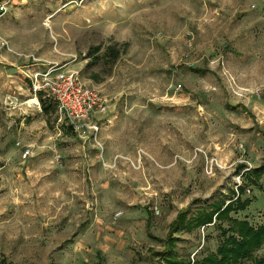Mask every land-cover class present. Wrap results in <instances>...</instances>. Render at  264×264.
I'll list each match as a JSON object with an SVG mask.
<instances>
[{
	"label": "rangeland",
	"instance_id": "374dc122",
	"mask_svg": "<svg viewBox=\"0 0 264 264\" xmlns=\"http://www.w3.org/2000/svg\"><path fill=\"white\" fill-rule=\"evenodd\" d=\"M0 39V264H162L167 237L193 262L230 235L226 264H264L229 231L264 224V0H0ZM47 62L115 95L102 154L30 93Z\"/></svg>",
	"mask_w": 264,
	"mask_h": 264
},
{
	"label": "built area",
	"instance_id": "2783aa9c",
	"mask_svg": "<svg viewBox=\"0 0 264 264\" xmlns=\"http://www.w3.org/2000/svg\"><path fill=\"white\" fill-rule=\"evenodd\" d=\"M1 40V39H0ZM1 46L7 43L0 41ZM43 68H35L26 74L28 89L35 100L42 95L57 107L60 118L67 121L73 133L83 144L91 143L99 155L103 152L100 138L103 126L115 116V95L109 96L92 83L82 80L80 71L68 64L47 62ZM112 107V113L102 115ZM23 157L32 154L30 146L22 150Z\"/></svg>",
	"mask_w": 264,
	"mask_h": 264
},
{
	"label": "trees",
	"instance_id": "16d2710c",
	"mask_svg": "<svg viewBox=\"0 0 264 264\" xmlns=\"http://www.w3.org/2000/svg\"><path fill=\"white\" fill-rule=\"evenodd\" d=\"M41 104H42L43 111L47 112L50 108V104H45L44 102H41ZM242 192L243 191L240 188H238L239 197L241 196ZM229 209H230L229 205H226L224 209L222 210H221V207L218 206V207H214L212 211L210 212H206L204 214L203 213L198 214L194 216L193 218H191L192 224H189L186 229L190 230L193 227H199L204 224L210 223L212 221V217L214 214H216L215 216L216 219L220 220L221 214H224ZM178 216L181 218V219L179 218L178 225L182 226L180 224H182V221L184 220L182 219L183 216L181 214H179ZM177 222H178V219H177ZM229 231L230 232L236 231L239 235L252 234L251 241L249 240L248 243L253 246H258L264 238V224L261 226V228L258 231H254L252 228L247 226L246 223H244V225H242V227H239L238 229L230 228ZM229 238L231 242V245L229 247L219 245L215 254L207 255L203 258V260H200V261L196 260V261L191 262L190 260L186 261L184 258L176 257V254L173 252L174 242L171 237H167V245L164 247L163 254L160 253L158 256L161 258L162 264H226V262H231L234 256H236L237 252L243 249L244 246H246L247 244L246 242L240 243L239 241H236L233 238V235H230ZM225 247L227 249H225Z\"/></svg>",
	"mask_w": 264,
	"mask_h": 264
}]
</instances>
